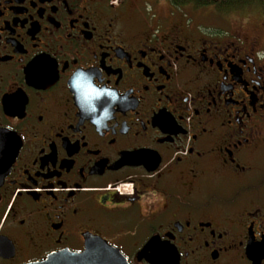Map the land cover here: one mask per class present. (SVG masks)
I'll use <instances>...</instances> for the list:
<instances>
[{"label": "flooded vegetation", "instance_id": "1", "mask_svg": "<svg viewBox=\"0 0 264 264\" xmlns=\"http://www.w3.org/2000/svg\"><path fill=\"white\" fill-rule=\"evenodd\" d=\"M180 6L0 0V264H264V11L220 36Z\"/></svg>", "mask_w": 264, "mask_h": 264}, {"label": "rangeland", "instance_id": "2", "mask_svg": "<svg viewBox=\"0 0 264 264\" xmlns=\"http://www.w3.org/2000/svg\"><path fill=\"white\" fill-rule=\"evenodd\" d=\"M176 14L183 16L192 27L208 34L225 36L232 32L246 34L252 27L253 15L257 11H264L263 6L248 4L233 10H226L216 5L196 7L193 4H184L176 7ZM241 27H244L240 29Z\"/></svg>", "mask_w": 264, "mask_h": 264}, {"label": "water", "instance_id": "3", "mask_svg": "<svg viewBox=\"0 0 264 264\" xmlns=\"http://www.w3.org/2000/svg\"><path fill=\"white\" fill-rule=\"evenodd\" d=\"M28 264H129L126 257L101 238L89 240L81 252H56L42 261Z\"/></svg>", "mask_w": 264, "mask_h": 264}, {"label": "trees", "instance_id": "4", "mask_svg": "<svg viewBox=\"0 0 264 264\" xmlns=\"http://www.w3.org/2000/svg\"><path fill=\"white\" fill-rule=\"evenodd\" d=\"M176 6L184 4H193L196 7L206 5H216L226 8V10H233L248 4H258L264 7V0H170Z\"/></svg>", "mask_w": 264, "mask_h": 264}]
</instances>
